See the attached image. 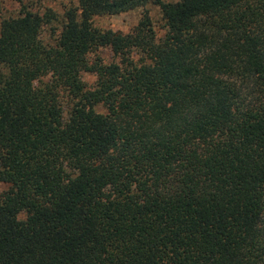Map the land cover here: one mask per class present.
Instances as JSON below:
<instances>
[{
	"label": "trees",
	"instance_id": "1",
	"mask_svg": "<svg viewBox=\"0 0 264 264\" xmlns=\"http://www.w3.org/2000/svg\"><path fill=\"white\" fill-rule=\"evenodd\" d=\"M151 3L160 37L92 25ZM51 20L0 21V264H264V0H77L45 42Z\"/></svg>",
	"mask_w": 264,
	"mask_h": 264
},
{
	"label": "rangeland",
	"instance_id": "2",
	"mask_svg": "<svg viewBox=\"0 0 264 264\" xmlns=\"http://www.w3.org/2000/svg\"><path fill=\"white\" fill-rule=\"evenodd\" d=\"M166 2L169 0H159ZM159 3V2H158ZM77 6V0H0V21L16 17L21 10L29 11L31 13L42 15H52V20L48 25L43 27L41 31V38L45 42H51L55 32L59 31L63 23V13L66 9ZM147 14L150 23L158 37L163 34V21L159 11V6L148 4L144 7L137 8L125 13H120L113 16H100L92 18V25L100 30H110L120 34L128 33L134 25ZM99 56L105 63L114 60L110 49L102 48L98 50ZM134 59L136 55L131 54ZM82 81L87 88L94 87V77L88 74L81 75ZM94 111L98 113H105V109L101 106H95ZM6 189V185L0 184V193ZM18 220H23L22 213L17 215Z\"/></svg>",
	"mask_w": 264,
	"mask_h": 264
}]
</instances>
